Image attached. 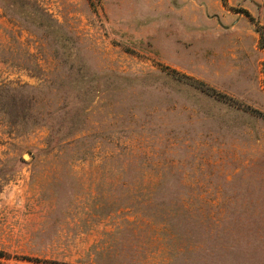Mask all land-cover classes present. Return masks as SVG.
<instances>
[{"label": "rangeland", "instance_id": "374dc122", "mask_svg": "<svg viewBox=\"0 0 264 264\" xmlns=\"http://www.w3.org/2000/svg\"><path fill=\"white\" fill-rule=\"evenodd\" d=\"M263 261L264 0H0V264Z\"/></svg>", "mask_w": 264, "mask_h": 264}, {"label": "crops", "instance_id": "0c3cea01", "mask_svg": "<svg viewBox=\"0 0 264 264\" xmlns=\"http://www.w3.org/2000/svg\"><path fill=\"white\" fill-rule=\"evenodd\" d=\"M263 263H264V261L261 264H263Z\"/></svg>", "mask_w": 264, "mask_h": 264}]
</instances>
